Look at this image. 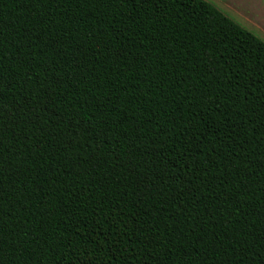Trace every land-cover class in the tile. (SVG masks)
I'll list each match as a JSON object with an SVG mask.
<instances>
[{
    "label": "trees",
    "instance_id": "1",
    "mask_svg": "<svg viewBox=\"0 0 264 264\" xmlns=\"http://www.w3.org/2000/svg\"><path fill=\"white\" fill-rule=\"evenodd\" d=\"M0 264H264V41L207 0H0Z\"/></svg>",
    "mask_w": 264,
    "mask_h": 264
},
{
    "label": "rangeland",
    "instance_id": "2",
    "mask_svg": "<svg viewBox=\"0 0 264 264\" xmlns=\"http://www.w3.org/2000/svg\"><path fill=\"white\" fill-rule=\"evenodd\" d=\"M264 41V0H207Z\"/></svg>",
    "mask_w": 264,
    "mask_h": 264
},
{
    "label": "crops",
    "instance_id": "3",
    "mask_svg": "<svg viewBox=\"0 0 264 264\" xmlns=\"http://www.w3.org/2000/svg\"><path fill=\"white\" fill-rule=\"evenodd\" d=\"M212 3V2H211ZM212 4H214V3H212ZM215 5V4H214ZM216 6V5H215ZM217 8H219L218 6H216ZM220 9V8H219ZM221 10V9H220ZM222 11V10H221ZM223 12V11H222ZM225 13V12H224ZM226 14V13H225Z\"/></svg>",
    "mask_w": 264,
    "mask_h": 264
}]
</instances>
